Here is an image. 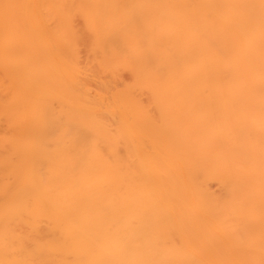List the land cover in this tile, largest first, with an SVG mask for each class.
<instances>
[{
    "label": "bare ground",
    "instance_id": "obj_1",
    "mask_svg": "<svg viewBox=\"0 0 264 264\" xmlns=\"http://www.w3.org/2000/svg\"><path fill=\"white\" fill-rule=\"evenodd\" d=\"M0 264H264V0H0Z\"/></svg>",
    "mask_w": 264,
    "mask_h": 264
},
{
    "label": "rangeland",
    "instance_id": "obj_2",
    "mask_svg": "<svg viewBox=\"0 0 264 264\" xmlns=\"http://www.w3.org/2000/svg\"><path fill=\"white\" fill-rule=\"evenodd\" d=\"M214 189H216V188H214Z\"/></svg>",
    "mask_w": 264,
    "mask_h": 264
}]
</instances>
